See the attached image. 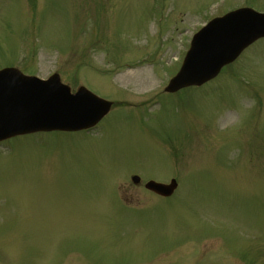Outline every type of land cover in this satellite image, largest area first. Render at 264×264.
Listing matches in <instances>:
<instances>
[{
	"label": "rangeland",
	"instance_id": "374dc122",
	"mask_svg": "<svg viewBox=\"0 0 264 264\" xmlns=\"http://www.w3.org/2000/svg\"><path fill=\"white\" fill-rule=\"evenodd\" d=\"M244 5L264 10V0H0V67L59 65L74 90L113 102L100 133L0 147V264H264V37L223 68L217 90L165 91L196 27ZM172 176L167 198L144 186Z\"/></svg>",
	"mask_w": 264,
	"mask_h": 264
},
{
	"label": "water",
	"instance_id": "95a60500",
	"mask_svg": "<svg viewBox=\"0 0 264 264\" xmlns=\"http://www.w3.org/2000/svg\"><path fill=\"white\" fill-rule=\"evenodd\" d=\"M236 52H237V48H235V49H233V51H232V56H231V58L236 54ZM228 60V59H227ZM171 85V87L170 88H174V85L171 83L170 84ZM101 112H96V117L100 114ZM86 125H88V124H85V125H83V126H86ZM83 126H80V124H78V125H72L71 127H83ZM135 180H137V178L135 177ZM154 184V185H153ZM149 187H151V188H153V189H157V191H159V192H161V193H170L172 190H173V188L175 187V185H176V183H175V181H173L172 182V184H170V185H167V188H161V187H163L161 184H158V183H155V182H152V184L151 183H148L147 184ZM166 187V186H165Z\"/></svg>",
	"mask_w": 264,
	"mask_h": 264
}]
</instances>
